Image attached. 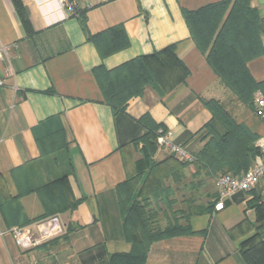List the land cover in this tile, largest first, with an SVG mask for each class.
Listing matches in <instances>:
<instances>
[{
  "label": "crops",
  "instance_id": "1",
  "mask_svg": "<svg viewBox=\"0 0 264 264\" xmlns=\"http://www.w3.org/2000/svg\"><path fill=\"white\" fill-rule=\"evenodd\" d=\"M218 1L76 0L81 10L76 16L55 0H0V47L10 46L0 56L5 78L0 87V183L16 198L22 218L11 221L0 206V264H109L111 254L130 252L117 186L134 170L140 138L153 124L169 130L174 142L193 153L203 135L224 132L204 104L213 99L257 136L254 146L264 145V119L254 111L256 96L264 97V2L250 0L263 52L246 63L258 87L251 102L243 103L210 67L183 15ZM118 24L128 46L101 57L87 35ZM169 46L188 71L184 79L166 92L148 84L124 109L114 110L94 69H114ZM7 69L10 75L5 76ZM63 176L77 201L58 214L64 232L35 247H19L5 230H34L37 221L27 220L42 213L35 189ZM213 188L215 197L214 183ZM263 213L264 177L226 199L221 210L213 201L191 213L189 231L153 242L146 263L264 264Z\"/></svg>",
  "mask_w": 264,
  "mask_h": 264
},
{
  "label": "trees",
  "instance_id": "2",
  "mask_svg": "<svg viewBox=\"0 0 264 264\" xmlns=\"http://www.w3.org/2000/svg\"><path fill=\"white\" fill-rule=\"evenodd\" d=\"M80 15L81 10H78V16ZM183 15L195 45L205 55L206 61L225 87L241 102L250 103L258 83L250 76L246 63L263 52L259 40V18L256 10L251 7L250 0H221L197 10H184ZM87 38L94 43L101 57L128 46V38L121 24L88 34ZM172 69L176 78L162 92L168 91L188 74L187 69L176 58L173 46H169L114 69L107 70L98 66L94 69V74L105 101L117 110L124 109L131 97L142 95L146 85L158 81L161 71L172 73ZM204 104L214 119L223 126L224 132L221 135L213 134L199 153V159L213 173L221 171L239 174L248 168L259 153V148L253 144L257 136L244 125L235 123L218 101L211 99ZM158 128L165 129L159 124H153L140 139L154 138L156 141ZM152 147V144L142 147V152L146 154L141 160H144L146 166L150 164L148 172H128L126 179L117 186L123 234L132 248L128 253L111 254L109 264H147L146 255L153 242L189 231L186 226L178 231L151 230L144 209L137 202L130 204V193L136 190L139 180L155 171L156 164L150 156L154 149ZM62 179L68 184L66 176ZM68 192L69 210L76 206L77 201L73 200L69 188ZM261 207L259 209L262 211ZM259 218L263 223L264 213ZM30 221L27 220L28 223ZM242 254L245 257V250Z\"/></svg>",
  "mask_w": 264,
  "mask_h": 264
},
{
  "label": "rangeland",
  "instance_id": "3",
  "mask_svg": "<svg viewBox=\"0 0 264 264\" xmlns=\"http://www.w3.org/2000/svg\"><path fill=\"white\" fill-rule=\"evenodd\" d=\"M175 78L173 69L172 73L161 71L158 81L152 85L158 92H162L163 88L170 85ZM212 136L213 134L202 136L204 140L202 146L193 151L194 160L187 163L179 161L173 153L160 147L154 138L142 140V145L137 149L139 156L135 160V168L131 173L141 171L146 173L150 169V164L146 166L144 160H141L145 153L142 152V147L146 144H152L154 147L150 156L156 168L152 174L144 175L139 180L136 190L130 193V204L137 202L144 209L151 230L185 229L186 220L191 213L207 209L214 201V177L221 171L211 172L204 161L199 159V153ZM140 160L142 162H139ZM66 183L60 177L39 185L35 189L42 205V213L30 219L31 221H39L68 210L67 205L70 200L68 188L70 191V187ZM15 199L8 192L6 185L0 183V206L13 222L22 219L18 218Z\"/></svg>",
  "mask_w": 264,
  "mask_h": 264
},
{
  "label": "built area",
  "instance_id": "4",
  "mask_svg": "<svg viewBox=\"0 0 264 264\" xmlns=\"http://www.w3.org/2000/svg\"><path fill=\"white\" fill-rule=\"evenodd\" d=\"M58 6L66 11L67 14L78 16L76 0H55ZM11 46L15 47V44ZM10 49L9 45L0 47V56L6 55ZM6 75H10L9 69ZM5 84L4 75L0 73V87ZM254 111L264 119V97L258 94L255 98ZM156 143L173 153L181 162H192L194 155L180 143L172 140V134L169 130L158 128L156 131ZM264 177V145L259 146V153L255 156L252 164L239 174L224 172L214 177L216 195L214 198V208L221 210L224 207V201L238 191H246L254 188L261 178ZM65 226L58 215H52L36 223L34 230L24 227L14 226L6 229L14 238L15 243L23 248L28 249L38 246L56 236L61 235ZM3 232H0L2 234Z\"/></svg>",
  "mask_w": 264,
  "mask_h": 264
},
{
  "label": "water",
  "instance_id": "5",
  "mask_svg": "<svg viewBox=\"0 0 264 264\" xmlns=\"http://www.w3.org/2000/svg\"><path fill=\"white\" fill-rule=\"evenodd\" d=\"M260 2H264V0H259Z\"/></svg>",
  "mask_w": 264,
  "mask_h": 264
}]
</instances>
